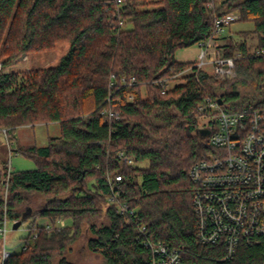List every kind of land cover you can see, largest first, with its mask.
<instances>
[{
	"label": "trees",
	"instance_id": "16d2710c",
	"mask_svg": "<svg viewBox=\"0 0 264 264\" xmlns=\"http://www.w3.org/2000/svg\"><path fill=\"white\" fill-rule=\"evenodd\" d=\"M229 12L238 17L227 24H253L223 37L222 54L235 56L234 75L194 68L166 88L195 63L177 61L175 50L215 38V18ZM62 41L68 47L53 63L17 67L23 56ZM263 47L264 0L217 6L212 0H0V133L6 128L12 140L20 126H59L45 145L14 149L33 167L8 172L10 161L0 163V222L28 219L36 232L4 264H52L56 256L58 264H77L64 251L82 223L93 234L87 246L101 255V264H150L135 225L106 201L107 178L117 173L119 198L135 209L148 234L180 249L182 264H263L264 240L239 245L228 259H222L221 244L198 242L187 175L209 148L213 118L199 121L213 113L205 107L207 97L220 98L226 110L264 107V55L254 54ZM121 76L135 82L123 84ZM144 160L147 165L139 166ZM35 193L44 197L42 204L27 214L18 211Z\"/></svg>",
	"mask_w": 264,
	"mask_h": 264
},
{
	"label": "built area",
	"instance_id": "2783aa9c",
	"mask_svg": "<svg viewBox=\"0 0 264 264\" xmlns=\"http://www.w3.org/2000/svg\"><path fill=\"white\" fill-rule=\"evenodd\" d=\"M120 3L122 0H116ZM211 5V1H209ZM238 17L237 13L229 12L215 18L214 26L217 34L223 26ZM199 42L202 47L192 66H188L172 76L174 79L197 69H204L210 64L211 74L227 77L234 72L235 56H224L217 53L213 58L208 56L206 47L209 41ZM255 55H264V47L257 48ZM207 55V58H206ZM238 55V54H237ZM24 56L23 59H26ZM1 67V62H0ZM123 84L134 83V76H121ZM174 81V80H173ZM168 81L166 88H168ZM206 105L212 110L213 128L207 136L208 150L188 169L187 175L193 183L192 204L196 216V238L201 244L224 247L222 259L233 256L237 247L264 240V107L244 106L236 110H226L214 99L207 97ZM109 115H115L113 111ZM1 134L10 149V138L6 128ZM128 164H134L132 157L119 152ZM11 166L8 167V172ZM122 175L117 173L108 176L109 192L105 198L113 204L117 213L123 216L129 225H135L141 237V243L150 251V264H182L180 249L155 239L148 234L146 226L136 215L135 209L119 198L120 190L115 184ZM6 220L0 222V234L6 232ZM64 224L63 220L59 221ZM46 229L51 224L45 223ZM36 232L32 234V237ZM4 245V242H3ZM22 248L25 245L22 244ZM3 248L0 264L9 255Z\"/></svg>",
	"mask_w": 264,
	"mask_h": 264
},
{
	"label": "rangeland",
	"instance_id": "374dc122",
	"mask_svg": "<svg viewBox=\"0 0 264 264\" xmlns=\"http://www.w3.org/2000/svg\"><path fill=\"white\" fill-rule=\"evenodd\" d=\"M221 1L222 0H212L214 6H217ZM252 26V22L239 21L224 25L222 32H220L219 35L208 42L206 47L208 56L210 58H213L217 55V53L221 54V49H223V45L225 44V39L223 37L228 33L229 30H232V32H234V35H236V31L251 28ZM67 47L68 42L62 41L56 49L35 53L29 56L25 55L27 56V58L18 63L17 67L28 68L53 63L56 59V56L63 55L65 53ZM202 47L203 46H201L199 43H195L188 47L178 48L174 52V58L177 61L197 60L199 59L198 54L200 53ZM204 68L207 72L211 73L210 64H205ZM233 75L234 72L228 77H232ZM181 82L182 80L180 79V77H178L174 81L169 82L168 87ZM213 117L214 115L212 114L202 115L201 117H199L200 124H207L208 121ZM58 134L59 126L56 122L36 124L34 126L27 125L17 127L14 133V138L10 140V149L12 150L11 152H9L7 142L4 139L3 135L0 133V163L8 164L10 159V165L16 169H25L29 167L31 168L34 166L33 160L26 157L25 155L16 154L14 149H16L17 146L26 147L32 144L43 146L47 143L48 136H56ZM138 165L141 167H145L147 165V161H141L138 163ZM43 201L44 197L40 194H31L27 202H23L22 204H20L17 207V210L26 212L25 214H27L28 207L31 208L30 210H33L40 204H42ZM43 222V219H38L36 221L37 224H41ZM12 224L13 222L11 220H6V232L4 241L2 235L0 234V256L3 248L9 252L18 251L21 248L24 240L31 234L32 229L30 228L28 219L24 222H20V224L16 228H12ZM65 224H69V220H65ZM92 236L93 234L88 229L87 223H82L78 237L71 244H69L64 251V256L66 257V259L76 262L77 264H101L103 261L101 255L98 252L91 251L87 246V241ZM57 261L58 256L53 259L52 264H58Z\"/></svg>",
	"mask_w": 264,
	"mask_h": 264
},
{
	"label": "water",
	"instance_id": "95a60500",
	"mask_svg": "<svg viewBox=\"0 0 264 264\" xmlns=\"http://www.w3.org/2000/svg\"><path fill=\"white\" fill-rule=\"evenodd\" d=\"M218 104H222V101H221V99L220 98H218ZM20 220H17V221H15V222H13V224H12V228H16L19 224H20Z\"/></svg>",
	"mask_w": 264,
	"mask_h": 264
},
{
	"label": "crops",
	"instance_id": "0c3cea01",
	"mask_svg": "<svg viewBox=\"0 0 264 264\" xmlns=\"http://www.w3.org/2000/svg\"><path fill=\"white\" fill-rule=\"evenodd\" d=\"M9 161H10V159H9ZM9 165H10V163H9ZM11 166V165H10ZM11 168H14L13 166H11ZM30 168V167H29ZM14 169H16V168H14Z\"/></svg>",
	"mask_w": 264,
	"mask_h": 264
}]
</instances>
